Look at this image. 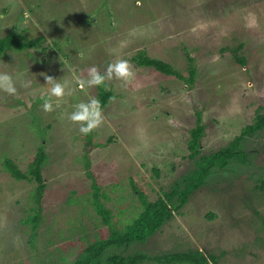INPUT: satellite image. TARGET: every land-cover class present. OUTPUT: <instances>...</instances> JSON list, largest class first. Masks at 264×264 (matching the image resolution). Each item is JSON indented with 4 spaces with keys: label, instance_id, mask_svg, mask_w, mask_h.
<instances>
[{
    "label": "rangeland",
    "instance_id": "374dc122",
    "mask_svg": "<svg viewBox=\"0 0 264 264\" xmlns=\"http://www.w3.org/2000/svg\"><path fill=\"white\" fill-rule=\"evenodd\" d=\"M12 30L42 37L47 49H10L0 58V71L13 75L18 88L16 95L0 91V264L75 261L86 245L109 236L111 227L123 229L141 211L134 183L156 200L195 167L187 140L198 111L206 125L201 151L208 154L253 123L263 102L264 0H0V37ZM140 52L170 62L186 77L193 57V83L138 65ZM117 59L130 61L135 78L127 86L106 82L115 96L103 108L105 122L93 131L95 146L88 151L87 136L68 115L97 98L100 86L77 89L48 113L40 97L50 85L42 73L76 87L90 67L104 73ZM26 80L31 86L21 87ZM110 136L109 147L99 145ZM42 146L46 188L32 244L24 220L37 211V182L11 177L3 160L12 158L25 171ZM243 148L248 162L216 168L155 235L114 250H200L215 256L210 264H264V130L247 137ZM93 179L104 186L101 201L112 225L95 209Z\"/></svg>",
    "mask_w": 264,
    "mask_h": 264
},
{
    "label": "trees",
    "instance_id": "16d2710c",
    "mask_svg": "<svg viewBox=\"0 0 264 264\" xmlns=\"http://www.w3.org/2000/svg\"><path fill=\"white\" fill-rule=\"evenodd\" d=\"M42 37L34 39L24 38L23 34L16 30L10 31L4 37H0V58L10 49L15 51L46 50L47 46L42 42ZM236 50V49H235ZM140 52L135 61L140 66L152 67L155 70L167 74L176 75L179 78L186 79L187 82L193 83L197 68L194 66V58H189V77L175 68L173 64L159 58L149 57ZM238 62L244 63L243 56L236 55ZM262 103L259 106L255 120L253 123L247 124L235 138L225 147L208 154H202L201 140L205 133L206 125L203 123L202 114L197 113L196 125L190 129V136L187 140L188 157L194 160L195 167L181 176L180 182L171 191H163L156 200H151L148 193L137 184H133V189L137 193L141 202V211L129 222L123 229L111 227L109 236L98 238L85 246L79 258L68 264H142L147 261L157 264H210V259L216 261L214 255L206 256L200 250H191L187 252H168L163 254L148 255L144 252H136L133 254H124L118 252L114 248L127 249L134 243H144L155 235L168 221H170L175 212L185 205L190 196L205 186L208 179L213 174L216 168L224 169L232 160L248 162L249 153L244 150V141L247 137L253 136L256 133L264 130V88L258 92ZM115 96L114 92L105 86H100L97 99L100 100L102 108H104L109 100ZM87 136L86 147L92 150L95 144L91 141V135ZM113 136H110L106 143L99 144L100 146L109 147L114 141ZM48 162V152L42 146L38 149L33 159L29 162L27 169L24 171L20 168L16 160L6 157L3 160V165L11 177L17 180H35L37 182L36 189L33 191L34 201L38 204L35 214H31L24 220V223L30 224L32 227L31 243H34L37 229L41 223V199L46 188L44 169ZM174 169V166L172 167ZM159 175V171H157ZM92 176V175H90ZM264 189V182L262 180ZM93 204L96 211L102 215L103 221L106 224L112 225L111 210L105 207L101 201V197H106L104 186L93 179Z\"/></svg>",
    "mask_w": 264,
    "mask_h": 264
},
{
    "label": "clouds",
    "instance_id": "9594fccd",
    "mask_svg": "<svg viewBox=\"0 0 264 264\" xmlns=\"http://www.w3.org/2000/svg\"><path fill=\"white\" fill-rule=\"evenodd\" d=\"M137 3L139 4V0H137ZM80 58L84 59L83 53H80ZM42 75H44L45 84L50 85V88L48 93L40 98L43 100V110L50 113L61 104L67 103V98L71 97L77 89L84 91L93 87L106 86V82H110L113 79L122 81L124 86H127L135 78V70L130 61L126 59H117L108 64L104 73H101L97 67L92 66L88 69L86 78H76V87H73L72 82L69 80H59L46 73H42ZM31 83V80H26L21 83V87L29 88ZM0 91L9 95L17 94V81L13 75L0 71ZM68 119L73 124L79 125V131L83 135H88L95 131L105 122L100 100L96 97H91L87 102L77 104L68 115Z\"/></svg>",
    "mask_w": 264,
    "mask_h": 264
}]
</instances>
